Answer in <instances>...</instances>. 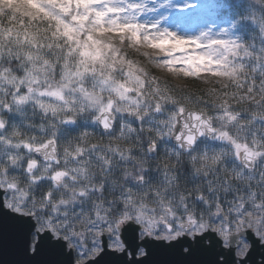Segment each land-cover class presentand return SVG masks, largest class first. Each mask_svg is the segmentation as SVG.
Wrapping results in <instances>:
<instances>
[{"label":"clouds","instance_id":"clouds-1","mask_svg":"<svg viewBox=\"0 0 264 264\" xmlns=\"http://www.w3.org/2000/svg\"><path fill=\"white\" fill-rule=\"evenodd\" d=\"M224 2L185 32L157 15L174 0H0V204L70 264L124 252L129 221L143 258L264 245V0Z\"/></svg>","mask_w":264,"mask_h":264},{"label":"snow or ice","instance_id":"snow-or-ice-1","mask_svg":"<svg viewBox=\"0 0 264 264\" xmlns=\"http://www.w3.org/2000/svg\"><path fill=\"white\" fill-rule=\"evenodd\" d=\"M7 220L10 222L11 226L17 230L21 241V250L26 255V257L28 256L29 239H32V234L35 232L33 251L34 255L28 257V260L29 262H31V264H64L62 260L58 259L40 260L38 258L44 257L46 255L49 257H59L61 255L70 256V254L66 255L64 252V243H62L61 241H53L50 233L47 231L43 233L36 231L37 225L31 218L25 219L21 216H10L7 218ZM137 228V225L129 221L124 223L121 231L124 236L123 243L125 244L126 242L134 252L139 247V245L137 244ZM207 235L213 241L211 246L204 245V236H198L195 245H192L191 242L187 240V238L177 241L175 245L179 246V254L183 257L190 258L194 254L207 253L210 258L201 261L200 264H221V261L218 259V257L220 256H224L222 264H236L232 252L229 251L227 254L223 253V251L217 252L216 249L218 241H216L214 236H212L211 234ZM246 239L247 241L251 242V250L247 254V259L248 261H252V264H255V258L251 256V253L254 250H258L260 255H264V251L261 250L262 248H264V245L260 244V241L255 237L251 230L247 231ZM143 244L148 248L149 254L143 261H135L134 264H154V261L150 259V250L154 252V250L158 246V242L145 239L143 241ZM185 244L188 245L189 249L187 253H184L182 251ZM116 252L117 251L115 250L111 253H105L107 259L105 260L104 264H123L122 258L116 256ZM184 264H193V261L187 259L185 260ZM240 264H247V261L245 259H241Z\"/></svg>","mask_w":264,"mask_h":264},{"label":"water","instance_id":"water-1","mask_svg":"<svg viewBox=\"0 0 264 264\" xmlns=\"http://www.w3.org/2000/svg\"><path fill=\"white\" fill-rule=\"evenodd\" d=\"M10 216H19L15 213H9L3 209V205L0 204V264H31L28 257L34 255L32 251V239H29L28 256L21 250V241L17 230L11 226L7 220ZM34 222V221H33ZM35 223V222H34ZM121 240L124 241V236L121 233ZM143 243V242H142ZM66 248V245H65ZM179 246L173 244L172 246L165 245L163 242H158L157 248L153 251L150 250V259L154 261V264H184L185 260L190 259L193 264H200L201 261L209 259L207 253L194 254L190 258L183 257L179 254ZM115 249H111L108 246L107 238L103 239V251L100 252L95 258L89 259L83 263H76L75 254L72 256L73 264H104L107 257L105 253H111ZM258 250H254L251 256L255 258L259 256ZM116 256L121 257L123 264H134L135 261H143L145 258L138 255L137 251H133L125 242V251L116 252ZM234 259H236L233 256ZM44 259H58L62 260L64 264H70V256L61 255L59 257L44 256L38 258ZM248 261L247 258H245Z\"/></svg>","mask_w":264,"mask_h":264},{"label":"rangeland","instance_id":"rangeland-1","mask_svg":"<svg viewBox=\"0 0 264 264\" xmlns=\"http://www.w3.org/2000/svg\"><path fill=\"white\" fill-rule=\"evenodd\" d=\"M174 3L175 7H163L157 13V15L167 14L166 22L172 28L191 32L209 22L221 23L213 17L216 7L213 0H174ZM75 254L77 262L95 256L92 252L84 250Z\"/></svg>","mask_w":264,"mask_h":264},{"label":"trees","instance_id":"trees-1","mask_svg":"<svg viewBox=\"0 0 264 264\" xmlns=\"http://www.w3.org/2000/svg\"><path fill=\"white\" fill-rule=\"evenodd\" d=\"M201 1V0H199ZM215 2V9H214V18L216 21H219L221 23L225 22L224 17L227 13V9L225 7V2L224 0H213Z\"/></svg>","mask_w":264,"mask_h":264}]
</instances>
